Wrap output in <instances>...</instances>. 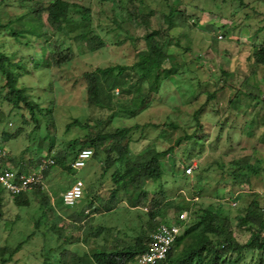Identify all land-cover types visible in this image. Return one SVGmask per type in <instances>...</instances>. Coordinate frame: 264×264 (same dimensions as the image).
<instances>
[{
    "label": "rangeland",
    "instance_id": "rangeland-1",
    "mask_svg": "<svg viewBox=\"0 0 264 264\" xmlns=\"http://www.w3.org/2000/svg\"><path fill=\"white\" fill-rule=\"evenodd\" d=\"M50 1L7 0L0 11L1 22L25 15L32 3ZM70 1L78 5L74 15L76 21L68 25L71 32L68 36H58L50 28L43 30L46 31L43 37L22 35L17 39L10 29L0 27L1 49L13 60L37 52L40 65L29 67L31 71L21 76L20 86L46 108V113L37 115L38 128L25 107L13 110V124L6 127L13 135L6 142L7 153L14 157L25 152L26 159L38 157L49 151L52 142H55L54 150L59 151L70 140L88 134V128L73 124L74 120L86 122L90 112L84 73L97 67L133 65L139 60L137 54L147 48L146 33L154 29L156 37L164 35L165 50L173 56L166 60V67L175 65L177 73L168 77L162 74L146 105L137 113L108 111L115 127L131 128L129 155L109 168L105 163L106 153L100 158H90L82 168L54 165L45 179L44 193L56 212L66 217L68 234L85 235L86 227L68 216L94 201L100 211L92 213L91 208L89 222L92 226L113 228L115 236L134 241L148 218L151 202L147 201L149 210H144V204L130 207L132 186L128 190L123 182L115 184L112 177L125 170L128 158L146 150L171 149L161 157L163 177L146 180L149 197L157 192L167 200L195 206L219 202L230 214L238 240L246 242L250 234L237 219L242 204L237 198L241 190L238 179H234L233 160L252 156L258 169L251 173L252 189L264 200V101L260 103L242 92L243 83L247 82L256 86L264 99V65L255 60V51L264 46V3L261 0H135L142 12L151 15L149 28L140 19L129 16L130 0ZM172 7L186 9L197 24L181 26L174 13L173 25L165 29L163 14H169ZM85 8L90 10L94 33L106 42L99 50L91 51L85 42L74 39L81 30L80 17L86 12ZM28 41L30 44H26ZM47 43L71 48L76 56L61 67L44 68ZM133 70L141 73L142 66ZM148 86L146 83L145 87ZM212 94L215 96L211 97ZM115 100H122L121 95L116 93ZM3 108L9 111L11 105L5 103ZM17 110L19 115H15ZM53 117L54 123L51 122ZM200 122L203 126L197 136L186 139V135L198 129ZM90 125L93 127V122L90 121ZM21 128L22 132L14 135ZM190 164H197V167L191 175L185 176L183 171ZM77 179L84 181L85 194L75 207H67L61 201L62 194ZM115 187L118 192L113 208L107 211L102 207L110 205V200L113 202L112 189ZM0 195V248H16L22 243L21 249L6 264H41L47 258L49 264H58L53 258L58 257L64 247L84 254L103 246L102 236H88L86 241L73 244L56 235L51 230L50 218L44 213L42 196L37 193L29 195L27 206L17 205L1 184ZM233 199H237V206H233ZM176 216L174 208L167 210L168 220ZM8 257L9 254L2 253L0 260ZM250 259V254L245 255L240 264H249Z\"/></svg>",
    "mask_w": 264,
    "mask_h": 264
},
{
    "label": "trees",
    "instance_id": "trees-1",
    "mask_svg": "<svg viewBox=\"0 0 264 264\" xmlns=\"http://www.w3.org/2000/svg\"><path fill=\"white\" fill-rule=\"evenodd\" d=\"M6 1L0 0V11ZM261 1L264 3V0ZM130 3L129 16L140 19L150 28L152 25L151 15L142 12L139 6L135 4V0H130ZM77 5L76 2L70 0H52L48 3L35 2L31 4L25 15L23 14L14 20L2 23L0 16V27L10 29L12 36L17 39H20L22 35L25 37H43L46 33L43 30L50 28L58 36H68L71 33L68 25L76 21L74 15ZM85 9L86 12L80 17L81 30L74 35V39L85 42L86 47L91 51L99 50L106 46V42L94 33L90 10ZM174 13H177L178 24L181 26H188L192 22V25L197 24L186 9L172 7L169 14H163L167 24L165 29H170L173 25ZM24 16H27L28 20H24ZM155 33L154 29L146 33L147 48L137 54L139 60L133 65L116 64L97 67L84 73L87 81V103L90 112L86 122L74 120L73 124L76 123L88 128V134L70 140L67 146L59 151L54 150L55 142H52L49 151L38 157L31 156L26 159L24 157L25 152L22 153V156L15 155L14 157L7 153L4 163L8 162L21 174L29 173L31 169L37 167L42 159L50 156L55 158V165H64L69 169L74 168L72 163L77 159L79 152L85 148L93 149V157L100 158L102 154L106 153L107 168L128 156L130 152L128 134L131 128L115 127L112 118L108 117V111L137 113L146 105L150 93L158 84V78L162 74L168 77L177 73L175 65H171L170 68L166 67V60L173 59V56H169L165 50L167 42L164 35L161 33L158 38ZM214 38L217 42L218 37L215 36ZM26 44H30V42L28 41ZM47 50L45 63H43L44 68L47 69L54 66L61 67L76 56L71 48L63 49L62 44L48 45ZM255 60L264 65V46L255 51ZM39 65L37 52L29 55L23 54L16 61L1 49L0 44V76L3 79V84L0 86V151L6 149V142L13 136L6 130V127H9V123L13 124L11 117L14 115V109L25 107L32 119L36 120L37 128L39 127L38 113H46V108L32 98L25 87L20 86L21 76L25 72L31 71L29 67L33 69ZM137 66H142L141 73L133 70ZM146 83H149L148 87H145ZM242 87V92L246 96L258 100L260 103L264 101L262 99L263 94L256 86L252 87L249 83L244 82ZM117 89L122 97L120 101L115 100ZM2 95L4 97H1ZM214 96L215 94H212L211 97ZM5 103L11 105L9 111L3 108ZM17 111L15 115H19V110ZM53 120L54 117L51 121L54 123ZM90 121L93 122V127L90 125ZM202 126L200 122L198 129L193 134L186 135L185 138L192 139L197 136ZM21 132L22 128L14 135ZM43 140L44 138L41 143ZM180 141L181 139L178 140V143ZM170 151L171 149L165 151L151 149L133 158H128L125 170L115 173L112 177L115 184L123 182L127 188L132 186L129 197L130 207L136 208L143 205L144 199L151 202L149 204L150 211L147 213L148 218L141 225L134 241H128L118 235L115 236L113 228L92 226L89 222L91 214L90 212L86 213V210L92 208V213L100 211V208L95 206L94 201L89 202L81 210H74L68 216V219L86 227H83L85 235L81 237L68 234L66 217L56 212L49 196L44 193L43 186L32 190V192L42 196L41 203L44 213L52 222L51 230L59 237H63L65 242L74 244L86 241L88 236L103 237V246L97 247L98 249L93 253L78 254L76 251L64 247L60 255L53 259L57 260L58 264H137L138 257L148 251L151 234L157 225L162 222L170 223L176 220L182 211H187L188 219L182 223V232L162 264H240V260L248 254L251 255L249 264H264V200H262L260 193L252 189L251 173L253 170H258L252 162V156L246 155L241 159L233 160V165L236 167L233 171L234 179L235 181L238 179L237 184H240L241 190V195L237 198L242 204V211L237 219L239 224H242L250 234L246 242H240L236 236V228L230 214L219 202L195 206L194 204L182 205L172 199L167 200L163 194L157 192L149 197L146 180H157L163 177L164 170L161 157L169 154ZM52 166L54 165L45 171V179ZM183 173L185 176H189L185 173V169ZM32 192L11 196L14 197L17 205L27 206L30 203L29 195ZM112 192L114 195L113 202L111 203L110 200V205H102V208L107 211L113 208L115 193L118 192V188H113ZM1 206L2 198L0 195V216H2ZM170 208H174L177 212V216L172 220H168L166 217V212ZM111 237H115L114 240H111ZM21 247L22 243L16 248L1 247L0 255L6 253L9 254V257L2 258L0 264L10 262ZM47 259L41 264H49Z\"/></svg>",
    "mask_w": 264,
    "mask_h": 264
},
{
    "label": "built area",
    "instance_id": "built-area-1",
    "mask_svg": "<svg viewBox=\"0 0 264 264\" xmlns=\"http://www.w3.org/2000/svg\"><path fill=\"white\" fill-rule=\"evenodd\" d=\"M116 93L119 94V90H117ZM93 154L94 152L90 148L82 149L79 152L77 159L72 163V166L74 168L84 167ZM6 155V150L0 151V184L13 195L29 192L44 185L45 171L51 165H55L56 163L55 158L50 156L42 159L37 167L31 169L29 173L19 174L8 162L6 164L4 163ZM196 167L197 164L186 166L185 173L191 175ZM84 192L85 183L83 180L78 179L63 193V204L67 207H75L83 198ZM237 203V199H233V206H237ZM144 205V210H149L147 199H144ZM89 212V209L86 210V213ZM187 219L188 212L182 211L176 220H173L170 223H159L151 234L148 251L138 257L137 264H162L182 232V223Z\"/></svg>",
    "mask_w": 264,
    "mask_h": 264
},
{
    "label": "clouds",
    "instance_id": "clouds-1",
    "mask_svg": "<svg viewBox=\"0 0 264 264\" xmlns=\"http://www.w3.org/2000/svg\"><path fill=\"white\" fill-rule=\"evenodd\" d=\"M93 150V149H92ZM94 152V151H93ZM94 155V154H93ZM93 157V156H92ZM91 157V158H92ZM87 164V163H86ZM44 185H45V182H44ZM44 185H42L43 187H44ZM29 192H32V191H29ZM25 193V192H24ZM11 194V193H10ZM22 194V193H21ZM84 194H85V192H84ZM11 195H13V194H11ZM63 195V194H62ZM62 201H63V199H62ZM80 202V201H79ZM88 210V209H87ZM90 210V209H89ZM91 211V210H90Z\"/></svg>",
    "mask_w": 264,
    "mask_h": 264
},
{
    "label": "crops",
    "instance_id": "crops-1",
    "mask_svg": "<svg viewBox=\"0 0 264 264\" xmlns=\"http://www.w3.org/2000/svg\"><path fill=\"white\" fill-rule=\"evenodd\" d=\"M86 188V187H85Z\"/></svg>",
    "mask_w": 264,
    "mask_h": 264
}]
</instances>
